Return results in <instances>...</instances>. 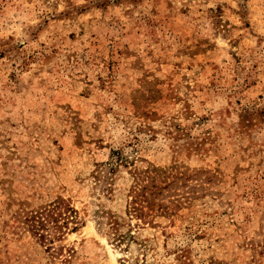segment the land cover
Returning a JSON list of instances; mask_svg holds the SVG:
<instances>
[{"label":"rangeland","instance_id":"rangeland-1","mask_svg":"<svg viewBox=\"0 0 264 264\" xmlns=\"http://www.w3.org/2000/svg\"><path fill=\"white\" fill-rule=\"evenodd\" d=\"M0 264H264V0H0Z\"/></svg>","mask_w":264,"mask_h":264}]
</instances>
